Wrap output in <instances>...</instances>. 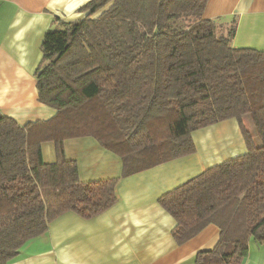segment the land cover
I'll list each match as a JSON object with an SVG mask.
<instances>
[{"label":"trees","instance_id":"16d2710c","mask_svg":"<svg viewBox=\"0 0 264 264\" xmlns=\"http://www.w3.org/2000/svg\"><path fill=\"white\" fill-rule=\"evenodd\" d=\"M207 2L90 0L83 18L47 31L36 77L54 116L22 125L0 112V264L61 214L92 218L117 202L118 179L81 181L65 140L94 137L121 156L127 176L194 153V131L232 118L247 153L159 204L175 219L179 244L219 227L218 243L196 264H242L251 240L264 244V52L233 47L235 28L219 36L203 19ZM45 142L56 145L54 163L43 160Z\"/></svg>","mask_w":264,"mask_h":264},{"label":"crops","instance_id":"0c3cea01","mask_svg":"<svg viewBox=\"0 0 264 264\" xmlns=\"http://www.w3.org/2000/svg\"><path fill=\"white\" fill-rule=\"evenodd\" d=\"M89 1L0 0L1 113L22 125L54 116L55 109L39 100L37 89L42 43L60 21L83 18L79 10ZM203 19L214 20L217 31L219 26L230 27L228 33L235 28L233 47L264 52V0H208ZM192 138L194 153L127 176L121 156L94 137L65 140V156L77 163L81 181L118 179L117 202L92 218L75 211L61 214L9 264H196L198 253L218 243L219 227L209 224L179 244L173 235L176 221L159 199L248 150L236 118L196 130ZM42 154L45 163L56 162L55 143H43Z\"/></svg>","mask_w":264,"mask_h":264},{"label":"rangeland","instance_id":"374dc122","mask_svg":"<svg viewBox=\"0 0 264 264\" xmlns=\"http://www.w3.org/2000/svg\"><path fill=\"white\" fill-rule=\"evenodd\" d=\"M185 22L187 23V21ZM229 28L230 27L219 26L217 34L219 36L221 34H228ZM243 119L248 127L252 128L253 123L251 115L246 114L244 115ZM242 264H264V244L258 243L256 241L251 242V244H249V255Z\"/></svg>","mask_w":264,"mask_h":264}]
</instances>
